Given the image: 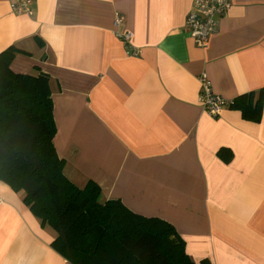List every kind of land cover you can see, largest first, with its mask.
<instances>
[{"label":"crops","instance_id":"crops-1","mask_svg":"<svg viewBox=\"0 0 264 264\" xmlns=\"http://www.w3.org/2000/svg\"><path fill=\"white\" fill-rule=\"evenodd\" d=\"M18 1L0 0V52L49 77L65 176L168 221L198 264H264V0H231L204 47L186 27L193 0ZM203 72L228 101L263 90L259 121L209 115ZM56 235L0 180V264H70Z\"/></svg>","mask_w":264,"mask_h":264},{"label":"trees","instance_id":"trees-1","mask_svg":"<svg viewBox=\"0 0 264 264\" xmlns=\"http://www.w3.org/2000/svg\"><path fill=\"white\" fill-rule=\"evenodd\" d=\"M17 48L0 52V180L15 191L42 225L56 232L51 247L70 264H198L168 221L100 200L99 186H77L56 153L49 77L14 73ZM263 90L229 101L243 118L259 121ZM199 264H211L203 259Z\"/></svg>","mask_w":264,"mask_h":264},{"label":"built area","instance_id":"built-area-1","mask_svg":"<svg viewBox=\"0 0 264 264\" xmlns=\"http://www.w3.org/2000/svg\"><path fill=\"white\" fill-rule=\"evenodd\" d=\"M31 0H19L13 5L16 12H31ZM231 5V0H193L191 11L186 17V27L195 44L204 47L209 36L217 28V19L221 17ZM122 20L115 16L114 23L118 25ZM119 37L128 44L130 33H119ZM200 82L199 101L209 115L217 116L229 101L213 91L211 82L205 72L198 77Z\"/></svg>","mask_w":264,"mask_h":264}]
</instances>
